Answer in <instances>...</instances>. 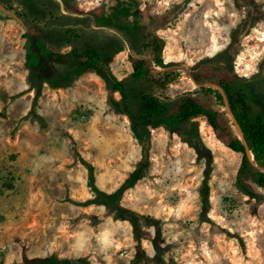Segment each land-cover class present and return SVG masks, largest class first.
I'll return each mask as SVG.
<instances>
[{
	"label": "rangeland",
	"instance_id": "obj_1",
	"mask_svg": "<svg viewBox=\"0 0 264 264\" xmlns=\"http://www.w3.org/2000/svg\"><path fill=\"white\" fill-rule=\"evenodd\" d=\"M4 1L29 30L45 31L53 50L103 45L111 38L123 42L125 48L110 64L120 79L133 71L131 55L149 56L141 45L132 48L123 31L96 22L92 12L103 0ZM138 3L142 11L171 16L157 34L167 41L166 61L176 62L181 75L168 84L166 94L174 97L198 87L190 68L228 49L237 72L264 95V0ZM68 29L73 31L71 43L65 40ZM26 32L0 7V264L22 262L24 252L32 257L38 252L33 247L45 255L70 256L73 264H131L137 249L128 220H114L102 206L75 207L69 193L48 207L41 203L51 189L50 178L64 180L73 171L77 188L83 177L88 180L82 156L94 164L97 182L111 190L136 170L143 147L128 116L112 102L121 95L94 71L68 87L46 82L36 105L43 124L33 113L36 89L28 79ZM200 121V147L165 127L152 128L143 177L124 194L126 207L153 220L146 229L141 264H264V202L237 186L242 153L217 140L204 117ZM206 178L210 203L204 205ZM153 240L163 251L160 258L154 257Z\"/></svg>",
	"mask_w": 264,
	"mask_h": 264
},
{
	"label": "trees",
	"instance_id": "obj_2",
	"mask_svg": "<svg viewBox=\"0 0 264 264\" xmlns=\"http://www.w3.org/2000/svg\"><path fill=\"white\" fill-rule=\"evenodd\" d=\"M104 10L105 7L101 6L92 12L98 24L118 28L130 39L132 48L139 49L141 45L149 53L147 57L130 56L133 71L127 77L120 79L110 70L116 54L125 48V44L116 38L103 45L86 44L58 51L50 48L45 31L36 33L29 30L25 34L26 67L30 86L36 89L33 113L43 124L45 120L36 105L46 82L56 87H68L84 73L94 71L105 80L110 91L120 93V98L112 102L118 112L128 116L131 131L143 147V158L130 177L109 192L97 183L94 164L82 156L92 196L82 202L73 201L81 205H104L108 215L114 219L128 220L133 225L137 249L131 264H141L146 257L143 240L147 238L146 229L152 224V216L126 207L122 199L126 190L143 177V170L149 161L152 128L165 127L178 134L184 142L198 147L202 144L200 117H204L217 140L242 153L236 182L238 188L250 198L264 202V192L260 190L264 189V95L258 94L248 78L237 72L234 55L226 49L198 60L190 68L198 87L169 96L165 89L181 72L176 62L166 61L167 41L157 34V29L171 22L170 14H151L148 10H140L136 18L116 20ZM72 33V30H66V42H72ZM203 193L204 205L209 204L210 185L207 178ZM153 243L157 250L154 257L160 258L163 253L161 246L158 240H153ZM73 263L72 257L58 253L31 257L24 252L23 261L17 264Z\"/></svg>",
	"mask_w": 264,
	"mask_h": 264
},
{
	"label": "crops",
	"instance_id": "obj_3",
	"mask_svg": "<svg viewBox=\"0 0 264 264\" xmlns=\"http://www.w3.org/2000/svg\"><path fill=\"white\" fill-rule=\"evenodd\" d=\"M119 93V92H118ZM120 97H118L119 99ZM40 113V112H39ZM41 114V113H40ZM42 115V114H41ZM43 116V115H42ZM77 177L75 176V173L72 171L71 175L64 179L61 180V178L57 177V178H50V185H51V189L50 191L46 190V194L42 200L41 203H44V206L50 205V203L54 200H65L66 199V195L69 193V200H75V201H81V200H87L88 198H90L92 196V192L91 189L88 185V180H85V178L83 177V182L81 181L79 184V186L81 188H77ZM67 183L70 184V187L67 186ZM98 183V182H97ZM83 184V185H82ZM99 184V183H98ZM100 185V184H99ZM100 187H102L103 189H105L106 191H112L111 189H109V187H103L100 185ZM108 188V189H107ZM70 189V190H69ZM72 200V201H73ZM82 202V201H81ZM69 204H71L69 202ZM77 204V203H76ZM75 204V207L79 206V207H105L104 205H99V204H89V205H81V204ZM114 219V218H113ZM115 220V219H114ZM77 235L75 234L74 236H71V240L73 241V239H77ZM38 251V252H34V254H32V257L34 256H46L48 254H42L37 247H33V251ZM52 254V253H50ZM60 255V254H59Z\"/></svg>",
	"mask_w": 264,
	"mask_h": 264
},
{
	"label": "flooded vegetation",
	"instance_id": "obj_4",
	"mask_svg": "<svg viewBox=\"0 0 264 264\" xmlns=\"http://www.w3.org/2000/svg\"><path fill=\"white\" fill-rule=\"evenodd\" d=\"M133 1H136L134 3ZM104 6L105 12L108 16L116 18H136L138 16V12L141 10L139 7L138 0H103L97 7ZM263 64V63H262ZM261 64V69L264 70V66ZM200 147V145L198 146Z\"/></svg>",
	"mask_w": 264,
	"mask_h": 264
},
{
	"label": "water",
	"instance_id": "obj_5",
	"mask_svg": "<svg viewBox=\"0 0 264 264\" xmlns=\"http://www.w3.org/2000/svg\"><path fill=\"white\" fill-rule=\"evenodd\" d=\"M129 1V0H126ZM134 3H136V1H133ZM0 7L9 15L13 16L14 18H16L25 28L26 31L29 30L28 25L26 24L25 20L23 19V17L15 10H13L12 8H10L6 2L4 0H0ZM208 154V153H207ZM253 154V153H252ZM254 160V158H253Z\"/></svg>",
	"mask_w": 264,
	"mask_h": 264
},
{
	"label": "bare ground",
	"instance_id": "obj_6",
	"mask_svg": "<svg viewBox=\"0 0 264 264\" xmlns=\"http://www.w3.org/2000/svg\"><path fill=\"white\" fill-rule=\"evenodd\" d=\"M250 155H251V158L253 159V158H254V157H253V154L251 153Z\"/></svg>",
	"mask_w": 264,
	"mask_h": 264
}]
</instances>
